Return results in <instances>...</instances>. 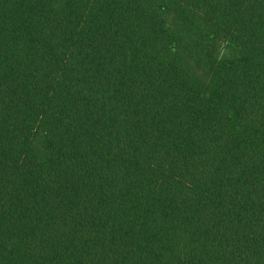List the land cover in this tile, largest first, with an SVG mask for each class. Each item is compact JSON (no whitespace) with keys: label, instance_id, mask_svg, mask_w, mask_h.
<instances>
[{"label":"trees","instance_id":"trees-1","mask_svg":"<svg viewBox=\"0 0 264 264\" xmlns=\"http://www.w3.org/2000/svg\"><path fill=\"white\" fill-rule=\"evenodd\" d=\"M0 264H264V0H0Z\"/></svg>","mask_w":264,"mask_h":264},{"label":"rangeland","instance_id":"rangeland-1","mask_svg":"<svg viewBox=\"0 0 264 264\" xmlns=\"http://www.w3.org/2000/svg\"><path fill=\"white\" fill-rule=\"evenodd\" d=\"M221 52L223 55H227V54H230L231 49L227 46H224V47H222Z\"/></svg>","mask_w":264,"mask_h":264}]
</instances>
